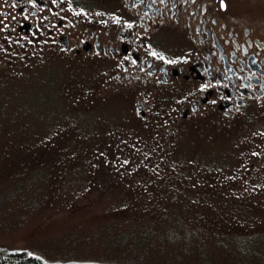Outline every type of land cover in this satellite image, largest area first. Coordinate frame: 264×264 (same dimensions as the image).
Wrapping results in <instances>:
<instances>
[{
    "label": "rangeland",
    "instance_id": "374dc122",
    "mask_svg": "<svg viewBox=\"0 0 264 264\" xmlns=\"http://www.w3.org/2000/svg\"><path fill=\"white\" fill-rule=\"evenodd\" d=\"M235 2L264 25V0ZM8 59L0 248L52 264H264L260 129L197 121L174 135L171 95L147 98L140 120L134 93L104 94L99 70Z\"/></svg>",
    "mask_w": 264,
    "mask_h": 264
},
{
    "label": "flooded vegetation",
    "instance_id": "af4514ba",
    "mask_svg": "<svg viewBox=\"0 0 264 264\" xmlns=\"http://www.w3.org/2000/svg\"><path fill=\"white\" fill-rule=\"evenodd\" d=\"M251 9L235 0H0V71L7 56L9 68L58 55L111 76L104 94L134 93L140 120L152 113L148 99L175 101L163 124L174 135L194 122L264 135V25Z\"/></svg>",
    "mask_w": 264,
    "mask_h": 264
},
{
    "label": "trees",
    "instance_id": "16d2710c",
    "mask_svg": "<svg viewBox=\"0 0 264 264\" xmlns=\"http://www.w3.org/2000/svg\"><path fill=\"white\" fill-rule=\"evenodd\" d=\"M0 264H52L26 251H10L0 248Z\"/></svg>",
    "mask_w": 264,
    "mask_h": 264
}]
</instances>
